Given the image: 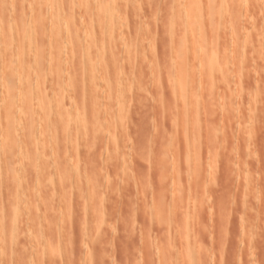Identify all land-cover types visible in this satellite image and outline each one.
Masks as SVG:
<instances>
[{"label": "rangeland", "instance_id": "obj_1", "mask_svg": "<svg viewBox=\"0 0 264 264\" xmlns=\"http://www.w3.org/2000/svg\"><path fill=\"white\" fill-rule=\"evenodd\" d=\"M21 1L0 8V58L24 64L0 63V264H181L178 240L186 264H264V0H63L16 25L41 10Z\"/></svg>", "mask_w": 264, "mask_h": 264}, {"label": "bare ground", "instance_id": "obj_2", "mask_svg": "<svg viewBox=\"0 0 264 264\" xmlns=\"http://www.w3.org/2000/svg\"><path fill=\"white\" fill-rule=\"evenodd\" d=\"M5 0H0V4H1V6H0V8H2L5 4H6V2H4ZM24 1V0H23ZM23 1H21V2H19V4H21V5H23V4H25V2H23ZM59 1H61V3L60 4H64V1L63 0H29V2L31 3V4H35L38 8L40 7H44L45 5L47 6V5H54V4H56V2H59ZM84 1V0H83ZM90 1V0H89ZM92 1V0H91ZM95 1V3H96V5L99 7L101 4H105L106 5V10L105 11H107V12H111L113 15L112 16H114L117 12H118V9H119V6H118V4H117V1L116 0H94ZM5 4H4V3ZM192 2V1H191ZM13 4H14V2H12ZM95 3L93 2V4L95 5ZM135 4V3H134ZM49 5V6H50ZM93 5V6H94ZM190 5V9H191V11L193 12V13H195V18H197V15H198V13H199V6H197V4H195V3H191V4H189ZM188 5V6H189ZM86 6V5H85ZM12 7H13V5H12ZM21 7V6H20ZM23 7H24V5H23ZM202 7V6H201ZM208 7V6H207ZM210 7V6H209ZM95 8V7H94ZM93 8V9H94ZM101 9H102V7H100ZM105 8V7H104ZM36 9V8H35ZM42 9L43 8H41V10H40V12H37L38 14H37V16H35V17H32V15H26V16H24L23 14H19L18 16H20L19 18V20H15V21H17L15 24L16 25H23V24H25L26 22H28V21H31V22H33V23H39L40 21H41V18H40V16H43V14H42ZM209 9V8H208ZM211 9H213V8H211ZM2 10V9H1ZM207 10V9H206ZM52 11V10H51ZM209 11H210V9H209ZM23 12V11H22ZM65 12V11H64ZM205 12H207V11H205ZM41 13V14H40ZM63 13V12H62ZM208 13V12H207ZM213 12H211V13H209V15L210 14H212ZM25 14V13H24ZM59 14V13H58ZM65 13H63V14H59V15H57V16H55V17H53V18H50L51 19V22H53L54 24H56V25H58V24H60L61 22L62 23H64V22H69L68 20H67V17L64 15ZM209 15H207L208 17H209ZM67 16H68V14H67ZM70 16V15H69ZM104 16H105V13H104ZM231 16V15H230ZM14 17V16H13ZM94 17V16H93ZM212 17H214L213 15L210 17V18H212ZM229 17V16H228ZM250 17V16H249ZM9 18H11L10 16H9ZM8 18V23H10L11 22V19H15V17L14 18H11V19H9ZM18 18V17H17ZM40 18V19H39ZM69 19H70V17H68ZM113 18V17H112ZM194 18V17H193ZM199 18V17H198ZM197 18V20L195 19L194 20V22H196V21H199V19ZM226 18V17H225ZM252 18V17H251ZM48 19V18H47ZM82 19V18H81ZM105 19V18H104ZM6 20H7V18H6ZM73 20V19H72ZM80 20V19H79ZM19 21V22H18ZM114 19H106L105 20V22H102V25H103V23L105 24V26L109 29V31H110V29H112V27H113V23H114ZM84 22V21H83ZM100 22V21H99ZM98 22V23H99ZM229 22V21H228ZM13 23V22H12ZM17 23H19V24H17ZM81 23V22H80ZM40 24H41V22H40ZM68 24V23H67ZM82 24V23H81ZM84 24H86L85 22H84ZM119 24V23H118ZM9 25V24H8ZM101 25V24H100ZM6 26H7V24H6ZM38 26H36V28H37ZM35 28V29H36ZM118 28V27H117ZM64 30V29H63ZM39 31V30H38ZM230 32V31H229ZM263 33V32H262ZM6 34H7V32H6ZM110 34H111V32H110ZM110 34H109V36H110ZM26 36V35H25ZM31 36V35H30ZM3 37H4V35H3ZM244 37V36H243ZM26 38V37H25ZM4 39V38H3ZM24 41H25V39H23ZM37 40V39H36ZM82 40H83V38H82ZM84 40H85V42H87V45L88 44H90V46L92 45V41H91V38H90V33H86L85 35H84ZM5 40H3V42H4ZM26 43V42H25ZM59 43V42H58ZM65 44V43H64ZM84 44V43H83ZM95 44H96V42H95ZM106 44V43H105ZM32 45H34V44H32ZM1 46V45H0ZM61 46V45H60ZM89 46V47H90ZM135 47V46H134ZM90 48H92V47H90ZM97 48V47H96ZM11 49V48H10ZM25 49H26V47H25ZM22 50V49H21ZM8 51V50H7ZM6 51V52H7ZM16 51V50H15ZM42 51V50H41ZM92 51H94V50H92ZM37 52V51H36ZM15 53V52H14ZM20 51H19V54L16 56L17 57V59H15V57H12V56H10V52H7V54H3L2 56H1V58H0V63H2L3 64V71L5 72V74H7V75H10V74H12V73H16L17 72V75H18V73L20 74L21 72H20V70L22 69V66L24 65L23 64V62H22V60H21V58H20ZM234 53V52H233ZM236 53V52H235ZM241 53H243V52H241ZM93 54V53H92ZM221 54V53H220ZM24 55V54H23ZM57 55V54H56ZM244 55V54H243ZM15 56V55H14ZM31 56V55H30ZM35 56H37V55H35ZM90 56V55H89ZM230 56V55H229ZM241 56V55H240ZM240 56H239V58H240ZM213 57H215L214 55H213ZM32 58V57H31ZM210 58L212 59V54H210ZM216 58V61H215V59H212L211 61V63L209 62L210 61V59H208V64L210 63V65H209V69H210V71L212 72L211 74L213 75H215L216 73H214L215 71L213 70V67H215L214 69L216 70L217 69V67H216V65H217V57H215ZM233 58V57H232ZM16 61L17 62V68H13V70H11V71H9V68H10V66H9V64H7L6 62L7 61H9V62H11V61ZM34 60V59H33ZM242 60H244V57L242 56V58H240V61H242ZM249 61V60H248ZM252 61V60H251ZM221 62V61H220ZM238 62V61H237ZM244 62V61H243ZM254 62V61H253ZM240 63H242V62H240ZM12 64V63H11ZM207 64V65H208ZM39 65V64H38ZM230 65V64H229ZM244 65V64H243ZM256 66H257V64H255ZM0 67H1V65H0ZM11 67H13V65L11 66ZM32 67V66H31ZM235 67V66H234ZM241 68H242V65H241ZM233 69V68H232ZM235 69V68H234ZM258 69V68H257ZM1 70V69H0ZM252 70V69H251ZM260 70V69H259ZM30 71V70H29ZM217 71V70H216ZM236 71V70H235ZM261 71V70H260ZM218 72V71H217ZM224 72V71H223ZM232 73V72H231ZM243 73V72H242ZM218 74V73H217ZM226 74V73H225ZM240 74V73H239ZM13 75H15V74H13ZM13 75H12V78H13ZM138 75V74H137ZM211 75V76H212ZM238 75V74H237ZM248 75V74H247ZM246 75V76H247ZM255 75H256V73H255ZM216 76V75H215ZM214 76V77H215ZM226 76V75H225ZM232 76V75H231ZM241 76V77H240ZM239 76V79H242L241 81H243L244 79L242 78V76L243 75H240ZM246 76H244V77H246ZM253 76V75H252ZM213 77V78H214ZM233 77V76H232ZM254 77V76H253ZM4 78V77H3ZM17 77H15V79H16ZM212 78V77H211ZM212 78V79H213ZM229 80H230V75H229ZM9 79V78H8ZM20 81H21V79H23L22 78V76L20 75ZM25 79V78H24ZM29 79V78H28ZM233 79H234V77H233ZM14 80V79H13ZM26 80V79H25ZM24 80V81H25ZM211 80V79H210ZM215 80V79H214ZM220 80V79H219ZM29 81V80H28ZM240 81V82H241ZM260 81V80H259ZM10 82L11 81H5L4 80V83H3V85H1L2 86V89H1V92H2V96L3 97H5V98H9V93H10V90H15V89H13V86L12 85H9L10 84ZM14 82H16V81H13V83ZM239 82V81H238ZM262 82H263V79H262ZM254 83V82H253ZM253 83H252V85H253ZM15 84V83H14ZM93 84V83H92ZM122 84V83H121ZM226 84V83H225ZM232 84V83H231ZM246 84V83H245ZM255 84V83H254ZM32 85H33V82H32ZM117 85H119V84H117ZM116 85V86H117ZM219 85V84H218ZM18 86V85H17ZM257 86V85H256ZM250 87V86H249ZM263 87H264V84H263ZM26 88V87H25ZM256 88V87H255ZM239 89V88H238ZM30 89H28V91H29ZM259 90V89H258ZM262 90V89H261ZM260 90V91H261ZM16 91V90H15ZM101 91V90H100ZM19 92V91H18ZM16 93V92H15ZM20 94V93H19ZM26 95V94H25ZM34 97V96H33ZM27 98V97H26ZM26 98H25V102H24V100H23V103H25L24 105L26 106V108H28L29 107V105H30V103H31V99H27L26 100ZM8 100V99H7ZM22 100V99H21ZM35 100V99H34ZM2 101V100H1ZM6 101V99H4V102ZM18 102V101H17ZM191 102V101H190ZM2 103V102H1ZM1 103H0V105H1ZM16 103V102H15ZM21 103V102H20ZM13 104V103H12ZM33 104V103H32ZM5 106V104H3V107ZM14 106H15V104H14ZM1 107V106H0ZM2 107V108H3ZM18 107V106H17ZM102 107V106H101ZM1 108V109H2ZM12 108V107H11ZM19 108V107H18ZM23 108H24V106H23ZM5 109V108H4ZM32 110V109H31ZM11 111V110H10ZM26 111V110H25ZM3 112V111H2ZM23 112V111H22ZM78 112V111H77ZM10 113V112H9ZM26 113V112H25ZM6 114V113H5ZM11 114V113H10ZM8 116V115H7ZM10 116H12V115H10ZM10 116H8V117H6V125H7V130L9 131V132H13L15 129L14 128H16V127H14L13 125H12V121H11V118H10ZM205 116V115H204ZM199 117V116H198ZM26 118H27V116H26ZM2 119H4L3 117H2ZM28 119V118H27ZM79 120V119H78ZM2 121V120H1ZM4 124H5V120H3L2 121ZM3 124V126H4V128H5V125ZM27 126V125H26ZM19 129V128H18ZM31 129V128H30ZM35 127H34V131H35ZM43 129V128H42ZM29 130V129H28ZM28 130H26L28 133L30 132V130L28 131ZM33 130H32V132H33ZM241 130V129H240ZM18 132V131H17ZM16 132V133H17ZM37 132V131H36ZM240 132V131H239ZM19 133H20V131H19ZM45 133V132H44ZM249 133V132H248ZM14 134V133H13ZM21 134V133H20ZM46 135V134H45ZM44 135V136H45ZM246 135V134H245ZM26 136V135H25ZM42 137V136H41ZM42 139H43V137H42ZM41 139V140H42ZM46 139V138H45ZM45 139H43V140H45ZM42 140V141H43ZM247 140V139H246ZM15 141V140H14ZM22 142V141H21ZM250 142V141H249ZM27 143V142H26ZM25 142H24V144H23V146L20 144V143H18L17 145H19V147H20V149L22 148L23 150H25V151H31V150H35L36 149V151H37V149L39 150V144H36L35 143V145L34 146H29L28 144H26ZM240 143V142H239ZM247 143V142H246ZM16 142H14V144H12L11 146H8L7 148H6V152H7V155L8 156H10V157H13V154H14V151H16ZM37 154V153H36ZM38 154H40V153H38ZM41 155V154H40ZM227 155V154H226ZM39 156V155H38ZM43 156V155H42ZM58 156V155H57ZM170 156V155H169ZM188 156V155H187ZM56 157V156H55ZM60 157V156H59ZM211 158V159H210ZM186 159V158H185ZM208 159H210L209 161H208V164H214L213 163V158H212V156L210 157L209 156V158ZM13 160V159H12ZM191 161V160H190ZM10 162V161H9ZM13 162V161H12ZM11 162V163H12ZM200 162V161H199ZM194 163H195V165H197L196 164V162L194 161ZM13 164V163H12ZM46 165H47V163H46ZM199 165H200V163H199ZM11 166V165H10ZM211 166V165H210ZM213 166V165H212ZM6 167V166H5ZM8 167V166H7ZM200 167V166H199ZM216 167V166H215ZM10 168V167H9ZM197 168V167H196ZM12 169V168H11ZM235 169V168H234ZM6 171V170H5ZM19 171V170H18ZM199 171H200V168H199ZM228 171V170H227ZM12 173V171H9V173ZM214 172V171H213ZM9 173H5L6 174V177L7 178H5V180H8L7 181V183L8 182H10L11 181V178H10V174ZM17 173V172H16ZM188 173V172H187ZM13 175V174H12ZM0 177H1V173H0ZM3 177H4V175H3ZM19 178V177H18ZM54 178V177H53ZM27 179H29V178H27ZM26 179V180H27ZM241 179H242V177H241ZM3 180V179H2ZM215 180V179H214ZM18 181V180H17ZM236 181V180H235ZM12 184V183H11ZM13 184H14V182H13ZM7 185V184H6ZM249 185V184H248ZM8 186V185H7ZM210 186V185H209ZM9 187V186H8ZM252 187V186H251ZM4 188V187H3ZM246 189V188H245ZM218 191V190H217ZM244 191V190H243ZM2 190H1V184H0V202H1V200H2ZM9 193H10V195L12 196V200H10L9 202V206L7 207L8 208V210L7 211H9V214H10V217L11 218H13L14 219V222L15 221H17V219L19 218V215H20V213H21V209L19 208V206H18V202H20V199L18 198L19 196V194L17 195V196H15L16 194H17V192H16V194L15 193H13L12 192V190H10L9 191ZM8 193V194H9ZM177 193V192H176ZM199 193V192H198ZM245 193V192H244ZM248 193V192H247ZM6 194V193H5ZM8 194H6V195H8ZM250 194H252V193H250ZM9 195V196H10ZM14 196V197H13ZM25 195H22V197L21 198H23ZM243 197V196H242ZM183 198V197H182ZM8 199V198H7ZM246 199V198H245ZM30 200V199H29ZM241 201H242V199H241ZM252 202V201H251ZM5 204V203H4ZM20 204V203H19ZM8 205V204H7ZM194 205H195V203H194ZM194 205H192V207H194ZM196 205H198V204H196ZM195 205V206H196ZM24 207V206H23ZM197 207V206H196ZM199 208V207H198ZM194 209V208H193ZM245 209V208H244ZM2 210H4V209H1V207H0V212L2 213ZM195 210H196V208H195ZM227 211V210H226ZM193 212L194 211H192V214H193ZM198 212V211H197ZM207 212V211H206ZM194 214H196V213H194ZM219 214V213H218ZM233 215V214H232ZM193 219H198V220H196L195 222H192V224H194V223H197L198 221H199V217H197V218H193ZM3 220V219H2ZM13 221V220H12ZM252 221V220H251ZM243 222V221H242ZM246 222V221H245ZM244 222V223H245ZM13 223V222H12ZM82 223V222H81ZM213 223V222H212ZM185 224V223H184ZM85 226V225H84ZM178 226V225H177ZM176 226V227H177ZM179 227H181V226H179ZM196 227V226H195ZM198 227H199V225H198ZM182 228H183V226H182ZM234 228V227H233ZM158 229V228H157ZM196 229H198L197 227H196ZM194 230V229H193ZM153 231V230H152ZM158 231V230H157ZM194 231H196L197 232V230H194ZM95 233V232H94ZM152 233V232H151ZM200 233V232H199ZM256 233V232H255ZM156 234H157V232H156ZM224 234V233H223ZM222 234V235H223ZM230 234V233H229ZM94 235V234H93ZM98 235V234H97ZM152 235H153V233H152ZM158 235V234H157ZM196 234L194 233V235H192L193 237L191 238L192 239V241H194L193 243H188V247H187V250H188V253H189V257H193L194 258V252H196L198 249H199V251L201 250V247H200V245H197L196 244V242H198V244H199V239H197V236H195ZM157 237V236H156ZM156 239V238H155ZM217 239V238H216ZM158 240V239H157ZM156 240V241H157ZM195 240H197L196 242H195ZM14 241V240H13ZM176 242V241H175ZM189 242H190V240H189ZM144 244V243H143ZM149 244V243H148ZM259 245V244H258ZM91 246V245H90ZM97 247V246H96ZM151 248V247H150ZM149 249V248H148ZM175 249L177 250V253H178V258H179V261H180V263L181 264H183V263H185V262H187V261H185V256L183 255V253H182V244H181V242H180V240H178V243H177V248L175 247ZM53 249H51V247H48V251L46 252L47 254H48V256H47V258L49 259V257H50V259L49 260H51L52 258L51 257H53V256H51V255H53L52 253H53ZM146 251V250H145ZM199 251H197V252H199ZM196 252V253H197ZM155 253V252H154ZM3 254V253H2ZM5 255V254H4ZM190 259H192V258H190ZM202 260V259H201ZM178 261V262H179ZM220 261V260H219ZM50 262V261H49ZM191 262V261H190ZM190 262H189V264H190ZM204 261H202V263H203ZM240 262V261H239ZM201 263V261L198 259V258H195V259H193V262H191V264H202ZM231 263V262H230ZM186 264V263H185ZM221 264V263H220Z\"/></svg>", "mask_w": 264, "mask_h": 264}]
</instances>
